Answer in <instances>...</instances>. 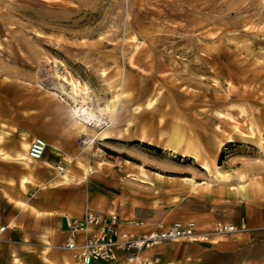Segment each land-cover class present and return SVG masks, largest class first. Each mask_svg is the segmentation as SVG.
Wrapping results in <instances>:
<instances>
[{
  "label": "rangeland",
  "instance_id": "1",
  "mask_svg": "<svg viewBox=\"0 0 264 264\" xmlns=\"http://www.w3.org/2000/svg\"><path fill=\"white\" fill-rule=\"evenodd\" d=\"M56 64L110 106L93 109L108 125L89 126L109 138L78 146L77 118L50 92ZM173 131L200 158L169 149ZM32 133L69 145L70 175L88 168L119 183L139 176L132 169L191 172L263 201L264 0H0L2 185L23 172L7 154ZM3 251L0 264H20V250ZM50 251L27 264L68 253Z\"/></svg>",
  "mask_w": 264,
  "mask_h": 264
},
{
  "label": "crops",
  "instance_id": "2",
  "mask_svg": "<svg viewBox=\"0 0 264 264\" xmlns=\"http://www.w3.org/2000/svg\"><path fill=\"white\" fill-rule=\"evenodd\" d=\"M36 135L32 133L28 139L22 136L28 142L17 140L11 155L23 151L21 143L29 145V140L38 137ZM44 138L48 146L43 158L32 164L40 163L34 165L35 170L30 171L16 160L23 172L15 179L4 181L6 185L0 183V227L5 226L0 256L5 249L12 255L16 248L20 250L17 258L20 264H24L23 261L27 264V258L31 261L34 254L40 258L50 252L53 254L51 246L61 244L66 236V218H82L92 212L116 213L119 228L133 233L148 231L158 222L168 225L174 221L194 220L204 229L218 220L245 222L248 225L245 231L213 234L202 242H165L143 251L142 259L153 264H264V200L255 201L248 189H239L207 175L192 176L188 172V175L169 176L144 168L141 172L132 169L130 174L139 176L120 177L119 183L108 180L98 170L89 172L88 168L79 169L73 175L68 173L69 181L57 182L61 180L58 173L66 172L65 166L59 171L57 163L67 162L74 155L68 159L65 155L72 151L69 145L48 135ZM23 177L26 178L24 184L21 183ZM183 177H191L194 182L185 181ZM7 190H14V195ZM54 255L57 264H64L66 257L70 264L74 263L69 252Z\"/></svg>",
  "mask_w": 264,
  "mask_h": 264
},
{
  "label": "built area",
  "instance_id": "3",
  "mask_svg": "<svg viewBox=\"0 0 264 264\" xmlns=\"http://www.w3.org/2000/svg\"><path fill=\"white\" fill-rule=\"evenodd\" d=\"M88 126L102 128L107 119L98 117ZM89 143V138L81 135L78 146ZM47 148L42 137L33 138L28 147V156L40 160ZM59 168V165H57ZM60 169V168H59ZM135 221V224H138ZM5 226L0 227V235ZM245 222L215 221L210 228L198 226L194 220L174 221L168 225L158 222L154 227L142 233H133L119 228V216L116 213L103 215L87 212L82 218H66V236L60 247L72 253L75 264H153L142 259L143 251L169 241L187 240L191 242L207 241L210 235H229L247 230Z\"/></svg>",
  "mask_w": 264,
  "mask_h": 264
},
{
  "label": "bare ground",
  "instance_id": "4",
  "mask_svg": "<svg viewBox=\"0 0 264 264\" xmlns=\"http://www.w3.org/2000/svg\"><path fill=\"white\" fill-rule=\"evenodd\" d=\"M61 69L62 68L57 66V64L55 65V70H54L55 78L53 77V80L55 79L54 80L55 81V89L51 90L50 92L53 95L59 97L64 102H66L67 105H69V107L72 111V114H74V117L77 118V120H76L77 121L76 122L77 129L81 132V135H85L86 137L89 138V143L85 144L81 147H85L87 145L89 146L96 138H98L99 140H104V139L109 138L111 133L108 129H104L103 131H101L99 133H93V135H90V131H91L90 128H92V127H89L85 123V121H87V122H89V121L95 122L96 121L95 119H97L98 116L94 113V110H93L94 108L97 107L98 109L103 110L104 112L105 111L107 112L110 110V106L108 104H105L103 107H100L98 105L97 99L90 94L91 92L89 91V87L86 83H82L77 79L69 78L67 75L64 74V72ZM106 125H108V121H107ZM100 129H102V128H100ZM172 133L173 134H172L171 139L169 140L168 147H170L173 151L179 150V151H181V153L183 155L193 157L194 159L200 158V154H199L198 150L192 145V143L186 142V144L181 146V140L179 139L178 134H177L178 132L173 131ZM141 139H144V138H141ZM47 146H48V144H47ZM28 147H29V145L24 143L22 145L23 151H18L14 155H11V154H7V155H10V157L12 159L23 163L27 167V169H29L30 171H33L35 169V167L32 164L38 160H33L28 156ZM57 165H59L60 169L57 167ZM57 165H56V168L59 171L64 170V166L61 164V162L58 163ZM201 167L208 170L209 164L207 163V161L202 159V166ZM68 173H69L68 170H66V172L58 173L60 175L61 180H58L57 182L69 181L70 177H69ZM217 174H219L220 176L222 175V173L219 171H217ZM183 180L189 181V182H194L193 178H191V177H183ZM24 182H25V178H22L21 183L23 184ZM75 218H77V217H75ZM69 253L71 254V257L73 260L72 253L71 252H69ZM73 262H74V260H73ZM64 264H70L69 257L65 258Z\"/></svg>",
  "mask_w": 264,
  "mask_h": 264
}]
</instances>
